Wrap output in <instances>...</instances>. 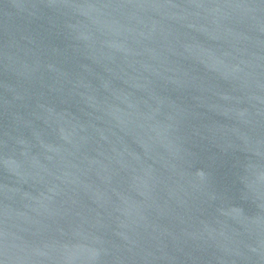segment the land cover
I'll return each instance as SVG.
<instances>
[{
  "label": "water",
  "instance_id": "95a60500",
  "mask_svg": "<svg viewBox=\"0 0 264 264\" xmlns=\"http://www.w3.org/2000/svg\"><path fill=\"white\" fill-rule=\"evenodd\" d=\"M0 264H264V0H0Z\"/></svg>",
  "mask_w": 264,
  "mask_h": 264
}]
</instances>
